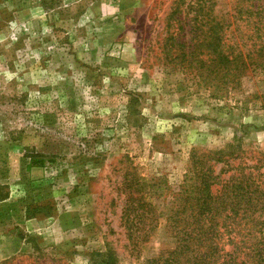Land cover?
Returning <instances> with one entry per match:
<instances>
[{"label": "rangeland", "instance_id": "374dc122", "mask_svg": "<svg viewBox=\"0 0 264 264\" xmlns=\"http://www.w3.org/2000/svg\"><path fill=\"white\" fill-rule=\"evenodd\" d=\"M250 15L264 0H0V264H148L176 246L167 188L194 151L223 159L221 180L264 175V77L222 85L207 47L218 22L241 43ZM126 165L156 213L143 243L124 228Z\"/></svg>", "mask_w": 264, "mask_h": 264}, {"label": "trees", "instance_id": "16d2710c", "mask_svg": "<svg viewBox=\"0 0 264 264\" xmlns=\"http://www.w3.org/2000/svg\"><path fill=\"white\" fill-rule=\"evenodd\" d=\"M244 19L241 43L235 41L227 47L218 22L212 44L207 46H212L214 72L222 85L229 82L237 87L246 74L264 77V15ZM249 25L251 30H247ZM193 54L190 53L191 57ZM190 160L182 186L167 188L170 214L166 222L176 246L147 263L264 264V175L253 173L254 167L237 166L229 168L236 174L221 180L224 171L215 175L214 167L223 164V159L211 153L197 155L194 151ZM43 164L42 159L29 157L26 168H42ZM141 185L133 167L126 165L121 183L125 196L122 218L128 240L135 244L145 242L156 227L154 208L139 194ZM114 261L113 252L107 250L93 254L89 264H115Z\"/></svg>", "mask_w": 264, "mask_h": 264}]
</instances>
